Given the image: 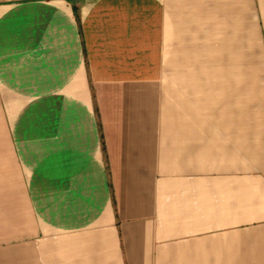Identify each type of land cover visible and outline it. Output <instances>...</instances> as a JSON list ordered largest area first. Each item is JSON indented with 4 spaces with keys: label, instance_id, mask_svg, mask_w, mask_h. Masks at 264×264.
Segmentation results:
<instances>
[{
    "label": "crops",
    "instance_id": "obj_1",
    "mask_svg": "<svg viewBox=\"0 0 264 264\" xmlns=\"http://www.w3.org/2000/svg\"><path fill=\"white\" fill-rule=\"evenodd\" d=\"M0 264H264V0H0Z\"/></svg>",
    "mask_w": 264,
    "mask_h": 264
}]
</instances>
